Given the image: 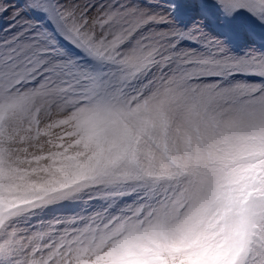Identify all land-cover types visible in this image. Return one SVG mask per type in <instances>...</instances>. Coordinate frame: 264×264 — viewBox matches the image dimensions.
<instances>
[{
  "label": "snow or ice",
  "instance_id": "snow-or-ice-1",
  "mask_svg": "<svg viewBox=\"0 0 264 264\" xmlns=\"http://www.w3.org/2000/svg\"><path fill=\"white\" fill-rule=\"evenodd\" d=\"M0 264H264V0H0Z\"/></svg>",
  "mask_w": 264,
  "mask_h": 264
}]
</instances>
